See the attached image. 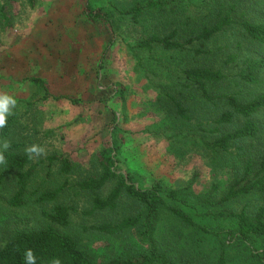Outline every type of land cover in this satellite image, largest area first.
Listing matches in <instances>:
<instances>
[{
    "label": "rangeland",
    "instance_id": "rangeland-1",
    "mask_svg": "<svg viewBox=\"0 0 264 264\" xmlns=\"http://www.w3.org/2000/svg\"><path fill=\"white\" fill-rule=\"evenodd\" d=\"M146 1L0 0V21L2 9L10 19L9 26H0V96L16 100L11 115H17L18 124L12 140L23 142L25 151L34 145L44 149L33 156L38 168L25 207L9 204L16 191L14 176L0 187V240L15 229L51 225L42 211L64 204L72 209L70 226L56 228L76 238L99 262L142 251L132 231L112 236L87 230L108 219L118 221L131 212L130 203L123 201L114 214H84L92 208L94 195L82 190L79 182L101 174L99 153L116 141L122 171L132 173L140 187L161 181L167 192H176L177 198L170 200L173 205L218 232L205 234L163 212L156 237L167 256L177 264H215L224 249L228 264H259L252 250L264 251V238H254L249 244L231 239L228 230L235 229V221L218 215L264 206L261 194L223 200L248 157L257 160L264 148V112L257 116L262 128L257 139L234 144L213 161L208 145L241 121L231 127L219 126L224 102L212 104L187 81L184 71L200 63L221 69L226 79L211 84L210 93H233L241 100L250 99L264 93V71L255 85L242 82L239 72L249 57L264 58V44L243 39L238 23L210 40L199 39L201 28L214 19L217 0H175L174 11L152 13L139 22L122 15ZM85 4L109 11L117 23L115 32L104 21L88 20ZM232 4L238 5L235 17L247 13L264 21V0L254 4L226 0V9ZM172 33L182 42H193L173 51L141 46L152 34ZM231 53L238 55L235 63H227ZM33 79L44 82L50 97L46 98L45 89ZM243 147L249 149L248 156L242 154ZM63 153L71 155L70 174H64L60 161L54 159ZM113 186L109 183L100 193L106 196ZM61 187L64 189L56 202H37V193Z\"/></svg>",
    "mask_w": 264,
    "mask_h": 264
},
{
    "label": "trees",
    "instance_id": "trees-1",
    "mask_svg": "<svg viewBox=\"0 0 264 264\" xmlns=\"http://www.w3.org/2000/svg\"><path fill=\"white\" fill-rule=\"evenodd\" d=\"M242 2L255 3V0H241ZM214 16L210 24L204 25L198 38L210 40L216 34L225 31L227 28L238 23L243 39L255 44H264V21H258L247 13L235 17L236 4L226 8V0H217ZM175 0H148L144 3H137L132 8L122 12V15L129 16L134 22H139L145 16L152 13L165 14L175 10ZM84 13L91 22L104 21L115 32L117 23L113 15L104 7L93 8L90 4L84 5ZM0 26H9L10 19L7 17L6 9H2ZM4 20V21H3ZM176 33L170 35L152 34L143 40L141 46L152 50L161 46L168 51L183 50L193 40L185 42L176 37ZM110 43L104 53V57L113 46ZM239 44V43H238ZM212 54V52H208ZM238 60L237 54H229L227 63H235ZM102 65V64H101ZM264 71V58L249 57L245 60L239 72V79L247 85L259 83ZM184 75L188 82L201 92L211 103L217 100L224 102L225 110L221 114L218 125L222 128L233 126L238 120V126L223 131L211 144L209 150L213 154V161H217L220 152H228L234 144L248 142L257 139L261 133V125L257 116L264 112V93L257 94L250 99L241 100L238 95L210 93L209 86L218 84L226 76L221 69H215L211 65L198 64L186 69ZM45 89V84L39 79H33ZM46 98L50 94L45 89ZM61 98V97H58ZM179 113L185 117L184 110L178 105ZM18 124L17 115H10L7 124L0 127V142H8V148L1 150L3 161L0 162V187L7 179L13 177L16 191L9 204L15 208H23L27 205L29 185L35 176L38 164H33V154L25 151L23 142L12 140L13 132ZM119 119H115V129H118ZM120 145L112 141L109 147L99 153L98 161L102 172L100 175H91L79 182L82 190L93 193L92 208L85 211L87 216H94L100 213L114 214L118 211L123 201L131 205V212L120 220L108 219L99 225L89 227L87 230L102 235L118 236L125 231L135 233L138 242L142 245V251L128 257L113 258L108 262H99L95 256L72 235L64 233L55 225L68 228L70 226L71 208L64 204H55L51 210L42 211L43 218L48 219L52 224L36 229H15L9 235L0 240V264H27L26 253L31 250L36 258V264H53L59 260L60 264H177L176 261L167 256L157 242V230L160 216L168 212L180 222L191 228H197L205 234H218L209 227L197 222L194 217L183 208L173 205L171 199L177 198L176 192H167L161 181L153 182L149 187H140L135 182L132 173H125L118 166L119 158L117 153ZM243 155L248 156L249 149L242 148ZM60 161L61 171L70 174L73 170V161L70 154L55 156ZM114 183L111 191L103 196L100 192L109 184ZM217 188V186H215ZM64 188H58L52 192L37 193V202L41 204L54 203ZM249 194H261L264 196V148L257 160L248 157L240 174L231 182L223 197L224 201H234ZM218 216L231 218L235 221V229L228 230L231 239L240 243L249 244L254 238H264V206L255 211H250L248 206L240 212L220 213ZM252 248V245H250ZM252 255L259 264H264V251L252 250ZM215 264H228V256L224 249L221 250Z\"/></svg>",
    "mask_w": 264,
    "mask_h": 264
},
{
    "label": "clouds",
    "instance_id": "clouds-1",
    "mask_svg": "<svg viewBox=\"0 0 264 264\" xmlns=\"http://www.w3.org/2000/svg\"><path fill=\"white\" fill-rule=\"evenodd\" d=\"M16 106V100L8 95L0 96V127H3L7 124V119L11 115L12 109ZM0 147L7 149L8 143L3 142ZM29 154L40 155L44 152V149L39 146H31L26 149ZM4 159L3 154L0 153V162ZM27 264H36V258L31 250H28L26 253ZM53 264H60L59 260H55Z\"/></svg>",
    "mask_w": 264,
    "mask_h": 264
}]
</instances>
